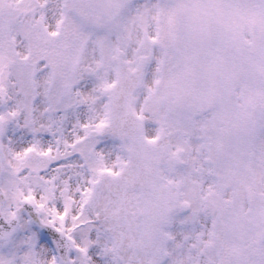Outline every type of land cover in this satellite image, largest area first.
Returning <instances> with one entry per match:
<instances>
[{"label": "snow or ice", "instance_id": "6c2138e0", "mask_svg": "<svg viewBox=\"0 0 264 264\" xmlns=\"http://www.w3.org/2000/svg\"><path fill=\"white\" fill-rule=\"evenodd\" d=\"M0 264H264V0H0Z\"/></svg>", "mask_w": 264, "mask_h": 264}]
</instances>
